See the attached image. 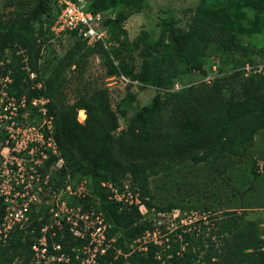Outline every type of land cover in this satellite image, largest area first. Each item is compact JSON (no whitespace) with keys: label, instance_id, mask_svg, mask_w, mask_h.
<instances>
[{"label":"trees","instance_id":"16d2710c","mask_svg":"<svg viewBox=\"0 0 264 264\" xmlns=\"http://www.w3.org/2000/svg\"><path fill=\"white\" fill-rule=\"evenodd\" d=\"M142 1L136 0L134 13L141 11ZM2 2L8 11L0 17V51L8 50L11 55L8 61H1L0 69L3 74L9 72L8 94L13 93L16 101L24 97L27 104L33 98L48 100L45 107L47 117L52 118L51 136L63 161L59 172L90 178L91 192L99 199L100 211L111 224L107 237L115 239L113 246L119 253L110 248L99 259L100 263L264 264L263 229L256 221L245 220L243 214L232 212L210 219V226L200 221L198 228L178 227L166 237L160 235V244H147L145 252L129 253L126 246L146 230H152V226L142 219L137 207L119 209L100 187L102 182L118 184L129 177L146 209L166 213L174 205L153 204L150 178L186 162L208 165L220 175L233 168L245 157L255 135L264 131V69L248 74L235 71L211 82L156 94L150 106L137 112L117 134L118 113L112 108L105 87L86 81L75 87L71 103L64 98L69 75L74 72L80 75L84 64L93 56L101 58L104 77L125 76L136 84L138 92L146 86L172 89L183 65L188 73L192 70L205 76L201 57L207 49L216 47L231 55L241 50L232 28L224 22L228 16L215 10L200 11L186 30L164 22L167 54L154 57L163 45L159 40L142 49L143 61L136 69L135 65H128L119 48L109 53L101 43L89 46L74 33L55 37L50 28L60 12L56 0ZM253 9L257 16L264 14V1L256 0ZM84 10L98 13L89 5ZM131 14L132 11L117 12L103 24L125 35L123 23ZM62 37L72 39L73 43L47 65L45 75L40 60L46 43ZM194 50L199 60L190 59ZM29 74H33L32 79ZM78 111L84 113L82 122L77 118ZM4 112L9 114L7 109ZM57 160L49 156L38 171L47 170ZM29 215L30 224L25 230L15 229L5 243L0 242V264H12L15 259L20 264L28 263L31 245L46 221L40 211H31ZM53 241L65 251L79 244L66 230L62 236L56 232ZM156 252L160 253V260L155 257Z\"/></svg>","mask_w":264,"mask_h":264},{"label":"rangeland","instance_id":"374dc122","mask_svg":"<svg viewBox=\"0 0 264 264\" xmlns=\"http://www.w3.org/2000/svg\"><path fill=\"white\" fill-rule=\"evenodd\" d=\"M0 0V17L7 13ZM264 1V0H263ZM89 5L105 20H112L117 12L132 11L133 14L123 23L125 35L115 28L105 27L109 35L103 47L111 53L118 49L125 55L128 65L139 68L143 58L142 49L151 47L161 40L162 48L154 57L167 54V40L165 39L164 22H172L176 27L189 29L198 12L215 10L225 15V23L232 28L235 41L241 50L227 54L216 47H210L205 52L203 68L205 76L192 70L188 73L185 66H180L182 74L174 79L172 89L157 90L146 86L138 92L125 76L104 77L102 60L93 56L84 64L82 73L74 72L69 75L70 83L66 85L64 98L71 103L74 89L80 83L95 81L105 87L109 93L112 108L118 113L119 127L115 134L124 129L130 119L142 108L150 106L156 94L164 95L171 91H178L182 87L199 82H211L218 77H224L235 71L245 74L258 73L264 69V14L256 15L253 5L256 0H143L142 9L134 13L137 8L136 0H81ZM224 17V16H223ZM53 40L46 43L40 60L42 73L48 72L47 65L55 57L62 56L72 43V39ZM122 44L120 45V43ZM55 49V51L53 50ZM194 50L190 59L199 60ZM8 50L0 51V62L10 59ZM113 61V57L111 58ZM147 61H151L148 58ZM114 64H117L114 61ZM73 68V67H72ZM0 69V188L9 191L7 198L13 197L17 204L27 203L35 206L47 215L51 207L55 206L57 194H60L72 208L78 204L75 195L68 194V188L73 193L75 186L82 180L86 181L87 202L85 205L95 211L100 210L99 199L91 192L90 178L63 175L59 172L60 165H54L48 172H38L40 154L46 144L40 141V134L51 126L45 111L38 107L25 105L15 111L17 102L15 97H9L7 88L2 80ZM194 74L190 76V74ZM44 75V77H45ZM179 81V82H178ZM184 81V82H180ZM6 91V94L3 92ZM10 114L3 116L5 110ZM11 118V119H10ZM78 120L84 119L83 111H78ZM47 127V128H46ZM46 130V132H47ZM264 165V131L258 132L248 149L245 157L233 168L220 175L208 165H192L189 162L176 166L170 172L159 174L149 179V189L155 206L174 205L178 216L173 218L169 213L158 216L151 213L143 216L146 221H154V227L172 230L176 225H192L198 228L199 222L210 226L211 220L221 213L232 212L243 214L245 220H254L264 231V173L257 171L256 164ZM48 177L47 185L44 181ZM60 189H63L60 191ZM18 193L19 195L17 196ZM33 196V198L31 197ZM83 204V208H86ZM152 211V210H150ZM205 217V219H204ZM179 219L183 221L180 223ZM149 236L152 239L157 236ZM149 239H139L127 245L129 253L148 242ZM264 239V235H263Z\"/></svg>","mask_w":264,"mask_h":264},{"label":"built area","instance_id":"2783aa9c","mask_svg":"<svg viewBox=\"0 0 264 264\" xmlns=\"http://www.w3.org/2000/svg\"><path fill=\"white\" fill-rule=\"evenodd\" d=\"M56 1L60 12L50 28L51 33L55 37H61L67 33H74L89 46H92L95 43H101L102 45L107 44L109 38L108 33L103 24L104 19L99 13H92L90 11L84 10L85 5L81 2V0H76V2L71 0ZM1 75L4 86L7 88L8 92L7 85L11 82L9 72L7 74L2 73ZM29 78L32 79L33 74H29ZM3 92L6 94V91ZM9 97L12 98V96ZM16 102L18 105L14 109L15 111L24 108L25 105H28L24 97ZM47 102L48 100L42 97L33 98L29 102V104L33 106L32 108L43 105L41 110L45 111L46 118L48 122L51 123V126L48 127V130L43 129L45 131V136L43 133H41L39 137L40 141H43V144H46L47 147H45L40 154L41 163L38 167H42L43 162L49 156L57 157L58 160L47 170L43 169L42 171L44 172H48L49 169H51V167H53L55 164L61 166L63 162L62 159L59 158L58 150L51 136L53 131L52 118L47 117L46 114L47 109L45 106ZM7 115L8 114H3V116L6 117ZM256 167L259 173H264V165L262 163H257ZM37 168L36 170L38 171ZM48 182V177H46L44 184L47 185ZM100 187L108 195V199L115 203L119 209H128L131 206H135L141 214L142 219L146 214L150 215L154 212L153 208L150 209L152 211L146 209L139 195L137 187L129 177L122 179L118 184L102 182ZM61 190L63 189H60V191ZM8 194H10L9 191H3V189L0 188L1 243L6 242V239L13 230H25L28 227L30 224L29 214L31 211H40V209L38 210L37 207L30 205L28 206V204L25 202L17 204L13 200V197L10 199L7 198ZM16 194L17 196L19 195L18 193ZM68 194L70 196L75 195L78 204L72 208H69L67 207L65 199H63L60 194H57L55 206L51 207L47 215L45 214L46 221L39 231L40 235L38 238H35L33 244L31 245V256L27 264H101L99 259L104 257L110 248L114 249L117 254L119 253V250H116L113 246L115 239H108L107 237V232L111 227L109 221L105 219L100 210L95 211L91 208L87 209L85 205V202H87L86 181L82 180L77 183L73 193L70 191V188H68ZM31 197L33 198V196ZM83 204L86 208H83ZM154 213L158 216L169 213L173 218L178 216L177 210L173 209L166 213ZM179 221L180 223H183L181 219H179ZM147 222L151 224L152 230H146L136 240L149 239V236L156 235L155 232H157V236L149 239L148 242H143L144 244L139 248V251L141 252L146 251L147 244L149 243L160 244L158 241V237L160 235L166 237L168 233H171L178 227H188L187 224H178L174 227V229L167 231L163 230L161 227L160 229L159 227H154V223H152L154 221ZM65 230L73 239L79 241V244L72 246L69 251L62 250L60 245L53 241V237L56 232H59L62 236ZM48 240H50V243ZM155 257L156 259L160 260V253L156 252ZM20 263L21 261L18 259H15L12 262V264ZM160 264L165 263L162 261Z\"/></svg>","mask_w":264,"mask_h":264}]
</instances>
